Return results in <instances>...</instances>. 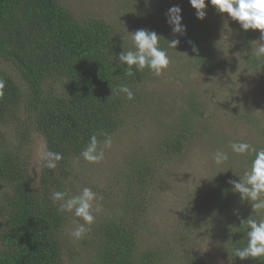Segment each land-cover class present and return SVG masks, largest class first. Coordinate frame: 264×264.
I'll return each instance as SVG.
<instances>
[{
    "label": "trees",
    "instance_id": "16d2710c",
    "mask_svg": "<svg viewBox=\"0 0 264 264\" xmlns=\"http://www.w3.org/2000/svg\"><path fill=\"white\" fill-rule=\"evenodd\" d=\"M61 1L0 0V264H62L67 204L73 210L84 203L78 183L72 184L79 181L73 179L78 174L74 165L124 122L139 99L137 88L160 65L165 47L187 49L202 31V15L194 11L180 18L178 12V17H168L166 27L149 31L148 39L144 35L148 50L142 53L112 23L76 16ZM219 2L233 7L261 34L242 31L238 37L257 43L256 37H262L255 53L242 56L251 69L261 71L257 87L264 103V0ZM200 49L193 56L196 62L213 66V48ZM184 104L152 152L135 155L114 170V189L102 213L84 221L87 231L79 244L87 264H161L166 257L154 248L138 252L137 233L164 156L180 153L203 117L193 97ZM32 133L43 137L46 154L35 185L24 154ZM255 147L248 164H257L263 187L250 185L246 195L233 199L237 191L213 171L215 180L203 188L213 198L209 220L219 219L224 252L240 264H264V230L251 222L264 224V150ZM182 213L185 220L177 219V229L190 231L194 211L183 208ZM173 232L180 238L186 234Z\"/></svg>",
    "mask_w": 264,
    "mask_h": 264
},
{
    "label": "rangeland",
    "instance_id": "374dc122",
    "mask_svg": "<svg viewBox=\"0 0 264 264\" xmlns=\"http://www.w3.org/2000/svg\"><path fill=\"white\" fill-rule=\"evenodd\" d=\"M148 1H61L76 16L89 15L112 23L120 36L128 42L130 39L132 47L142 53L148 50L144 46L146 38L150 37L148 32L166 27L168 17H178L179 12L182 18L194 11L203 16L198 27L202 31L194 36L196 41L187 49L179 44L165 47L160 65L137 88L139 99L130 106L124 122L74 165L78 174L73 179L79 181L74 180L72 184L78 183L84 203L73 210L72 203L67 204L70 215L63 229L66 246L62 264H87V253L79 244L87 231L84 221L102 213V204L114 189L110 186L116 178L114 170L130 162L135 155L152 152L153 145L161 141L169 125L185 110L184 100L189 97L198 103L203 117L184 142L183 150L164 156V163L149 189L148 208L137 233V250L163 251L166 257L161 264L196 261V264H240L224 252L219 219L209 220L213 198L203 192V188L215 180L213 171L222 184H230L237 191L233 199L246 195L250 185L263 187L257 164H248L251 147L264 150V103L257 87L261 71L251 69L243 58L246 55L242 56L246 51L248 56L255 53L262 37H256L258 43L253 38L246 41L238 37L242 31L261 34L258 29L249 27L233 7L220 0ZM205 46L213 48L217 59L211 67L193 58L199 48L202 51ZM203 51L211 52V49ZM255 124L261 126L256 130ZM44 146L43 137L32 133L25 148L33 185L37 183L46 155ZM259 180L261 182L257 183ZM183 208L195 214L190 218L193 221L190 231L177 229L176 222H180L177 219L185 220ZM251 222L255 229L264 230L262 222L257 219ZM174 230L186 234L180 238L174 235Z\"/></svg>",
    "mask_w": 264,
    "mask_h": 264
}]
</instances>
